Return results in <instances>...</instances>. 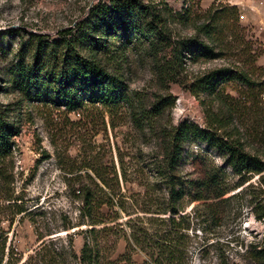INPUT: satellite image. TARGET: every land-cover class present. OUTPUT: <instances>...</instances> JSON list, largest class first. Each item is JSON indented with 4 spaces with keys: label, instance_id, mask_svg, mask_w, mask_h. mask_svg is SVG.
<instances>
[{
    "label": "rangeland",
    "instance_id": "rangeland-1",
    "mask_svg": "<svg viewBox=\"0 0 264 264\" xmlns=\"http://www.w3.org/2000/svg\"><path fill=\"white\" fill-rule=\"evenodd\" d=\"M143 1H153L161 11L171 46H160L156 52L147 44L125 43L122 47L116 42L122 60L115 62L114 54H110L102 61L108 71L124 77L130 102L121 103L112 114L102 106H86L75 114L23 99L11 90L10 71L17 56L28 49L29 41L34 43L36 36L48 41L58 39L62 31L74 30L91 8L109 0H0V108L7 110L8 121H15L18 127L11 154L0 158V244L6 241L5 262L10 257V264H24L43 242L54 241L51 248H60L69 243V233L86 228L82 225L64 230L62 226L64 219L75 221L79 214L80 203L72 195L74 180L80 177L77 183H87V175L93 177L91 170L117 172L121 192L133 205L134 213H122L119 222L125 224L136 215L154 216L143 210L157 195L148 185V166L161 152L159 136L184 123L204 130L207 107L217 111L221 103L204 93L194 95L193 84L223 67L246 69L252 79L264 83V0ZM230 7L237 8L238 19L231 17L220 24L213 44L219 56L192 54L187 39L208 42L202 35L195 36L194 27L208 23L216 11ZM253 64L263 70L256 71ZM244 95L252 108L253 104L262 105L264 85L251 93L243 85L229 82L223 92L225 102L235 105L231 99H237L240 105L232 117L234 123L250 128L254 114L244 108ZM214 165L225 169V183H239V176L227 167L217 149L199 139L186 144L183 175L197 178ZM257 183L255 176L226 195L247 187L222 205L223 219L201 222L194 217V204L180 214L188 216L184 225L188 227L189 264H264V259L253 252L264 235V221L255 219L249 196L253 190L250 184ZM72 244L78 253L82 236H75ZM125 249L126 241L121 238L113 259L122 256ZM132 258L137 263L145 260L139 251Z\"/></svg>",
    "mask_w": 264,
    "mask_h": 264
},
{
    "label": "trees",
    "instance_id": "trees-1",
    "mask_svg": "<svg viewBox=\"0 0 264 264\" xmlns=\"http://www.w3.org/2000/svg\"><path fill=\"white\" fill-rule=\"evenodd\" d=\"M231 17L238 19L236 7L216 11L208 23L196 25L195 36L202 35L208 42H200L195 37L187 39L192 54L205 58L219 56L213 48L215 35L220 24ZM74 30L62 31L58 39L51 41L43 40L41 36H36L34 43L29 41L28 49L21 50L23 53L17 56L10 71L11 90L25 100L63 108L66 113L79 114L77 111L86 106H102L112 114L121 103L128 104L130 96L124 77L108 71L102 58L114 54L112 58L120 62L123 53L118 52L117 43L122 47L147 44L156 52L160 46H171L165 19L153 1L109 0L100 3L90 9L88 16ZM252 67L256 71L263 70L255 64ZM229 82L239 83L251 93L264 85L252 79L246 69L231 70L228 67L213 70L193 84L191 92L194 95L204 93L221 103L217 111L213 106L207 107L204 130H195L193 125L184 123L170 131H162L159 136L161 152L148 166L151 177L148 185L157 195L147 204L150 207L143 210L154 216L141 218L136 215L129 217L125 224L119 222L122 213L127 216L134 213L133 205H129L121 192L117 172L91 170L93 177L87 175V183H77L80 177L74 180L72 195L80 203L79 214L75 221L64 219L62 226L64 230L82 225L86 228L69 233V243L60 248H51L54 241L43 242L24 264H189V237L185 231L188 227L184 225L188 216L186 218L187 213L180 214L194 204V217L201 222L223 219L222 205L238 197L247 187L226 195L255 176H258V183L256 186L250 184L253 190L249 196L254 203L255 219L264 221V103L253 104L252 108V102L246 100L249 97L244 95V108L253 111V123L250 128L242 123L235 124L232 117L240 105L237 99H231L236 102L234 105L222 97ZM153 109L157 111V106ZM6 116L7 110L0 108V158L11 154L12 138L18 133L16 122H9ZM194 139L217 149L227 167L239 176V183L232 186L225 183V169L215 165L197 178L183 175V151ZM78 235L82 236L83 244L77 253L72 243ZM39 237L44 236L40 234ZM121 238L126 241L125 253L113 259ZM5 242L0 244V264L10 262V257L5 262ZM136 251L144 254L142 263L133 260L132 254ZM253 252L260 260L264 259V235L253 247Z\"/></svg>",
    "mask_w": 264,
    "mask_h": 264
}]
</instances>
